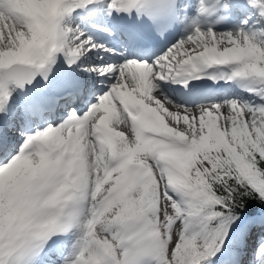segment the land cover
Masks as SVG:
<instances>
[{"label":"snow or ice","instance_id":"6c2138e0","mask_svg":"<svg viewBox=\"0 0 264 264\" xmlns=\"http://www.w3.org/2000/svg\"><path fill=\"white\" fill-rule=\"evenodd\" d=\"M0 264H264V0H0Z\"/></svg>","mask_w":264,"mask_h":264}]
</instances>
